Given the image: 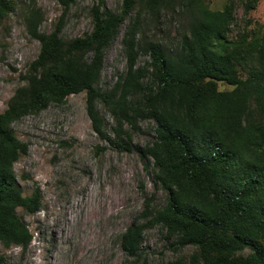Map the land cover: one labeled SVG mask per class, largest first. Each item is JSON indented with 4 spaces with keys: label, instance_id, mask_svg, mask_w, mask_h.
<instances>
[{
    "label": "trees",
    "instance_id": "16d2710c",
    "mask_svg": "<svg viewBox=\"0 0 264 264\" xmlns=\"http://www.w3.org/2000/svg\"><path fill=\"white\" fill-rule=\"evenodd\" d=\"M56 1L63 14L49 33L39 32L43 15L34 4L24 11L39 53L0 113V243L26 249L32 237L16 210L33 214L41 207L40 191L24 196L17 183L14 164L27 146L13 123L84 93L100 139L107 137L98 104L114 120L118 140H130L124 125L131 131L140 121L153 125V140L138 152L165 200L159 208L147 201L120 236L127 264H147L143 236L155 227L173 250L190 249L168 264H264V41H248L246 29L230 36L236 10L246 17L259 0H225L221 10L208 0H122L116 11L91 0V31L71 40L60 34L74 0ZM14 5L0 0V24ZM162 13L179 21L172 48L146 32ZM123 26L125 72L102 91L105 52ZM140 57L147 58L142 65Z\"/></svg>",
    "mask_w": 264,
    "mask_h": 264
},
{
    "label": "rangeland",
    "instance_id": "374dc122",
    "mask_svg": "<svg viewBox=\"0 0 264 264\" xmlns=\"http://www.w3.org/2000/svg\"><path fill=\"white\" fill-rule=\"evenodd\" d=\"M13 1V12L0 24V113L15 90L24 85L21 77L39 53V43L25 30L24 11L31 4L40 10V33L51 32L63 14L56 0ZM208 1L210 9L221 10L225 0ZM104 2L108 10L116 11L122 0ZM91 5V0H74L62 20V39L91 31ZM235 17L238 26L232 29L231 37L246 29L248 41L257 46L264 41V0H259L246 17L238 8ZM178 26L175 16L162 13L155 26L147 25L146 32L172 48ZM123 30L124 26L105 52L98 84L102 91L111 89L125 72ZM146 59L140 57L138 64ZM219 88L230 89L223 84ZM97 110L108 140L93 132L84 93L13 123L15 137L27 146L26 154L14 164L16 180L24 196H30L34 189L40 191L41 207L33 214L16 210L32 238L26 249L0 243L5 264H127L120 236L138 220L147 201L152 208L164 204L165 194L153 185L150 169L138 152L154 138L152 123L140 121L136 131L124 125L130 140H118L111 115L100 104ZM164 235L157 227L145 231L141 250L147 264H168L190 251L173 250Z\"/></svg>",
    "mask_w": 264,
    "mask_h": 264
}]
</instances>
